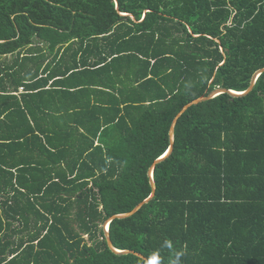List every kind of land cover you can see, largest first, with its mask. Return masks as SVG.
<instances>
[{
    "label": "trees",
    "instance_id": "1",
    "mask_svg": "<svg viewBox=\"0 0 264 264\" xmlns=\"http://www.w3.org/2000/svg\"><path fill=\"white\" fill-rule=\"evenodd\" d=\"M262 69L264 0H0V264H147L105 223ZM154 181L116 249L264 264V73Z\"/></svg>",
    "mask_w": 264,
    "mask_h": 264
},
{
    "label": "water",
    "instance_id": "2",
    "mask_svg": "<svg viewBox=\"0 0 264 264\" xmlns=\"http://www.w3.org/2000/svg\"><path fill=\"white\" fill-rule=\"evenodd\" d=\"M264 73V69L262 70H259L257 73H255V75L253 76L252 78V81H251V85L249 87V89L243 93V94H239L237 92H234V91H230V90H226V89H217L213 92H211L207 97H201L197 100H194L192 101L191 103L187 104L186 106L183 107V109L179 112V114L175 117L172 125H171V128H170V133H169V137H170V148L167 152V154H165L163 157L159 158L158 160H156L153 165L151 166L150 170H149V178H150V183H151V187H152V194L151 196L145 200L144 202H142L141 204H139L133 211L129 212V213H126V214H123V215H115L113 216L112 218H110L104 225V229H105V232H106V240H107V244H108V247L109 249L117 254V255H134V256H137L143 260H145L147 262V264H151V262L143 255L137 253V252H134V251H129V250H125V251H120L118 249H116L113 245V242L111 240V236H110V233H109V225L116 219H119V220H122V219H129L131 217H133L134 215H136L145 205H147L148 203H150L154 197L156 196V191H157V187H156V183L154 181V170L155 168L157 167V165H159L160 163H162L163 161H165L170 155L171 153L173 152L174 150V144H175V128H176V125L178 123V120L185 114V112L191 108L192 106L194 105H198L200 103H203V102H206V101H209V100H212L214 98H216L217 96L219 95H222V94H229L231 95L232 97H242V96H245V95H248L249 93H251L256 85V82L258 80V78Z\"/></svg>",
    "mask_w": 264,
    "mask_h": 264
},
{
    "label": "clouds",
    "instance_id": "3",
    "mask_svg": "<svg viewBox=\"0 0 264 264\" xmlns=\"http://www.w3.org/2000/svg\"><path fill=\"white\" fill-rule=\"evenodd\" d=\"M165 247L172 248L171 242L170 241H165ZM180 255H182V254L181 253L177 254L176 260L173 262V264H179Z\"/></svg>",
    "mask_w": 264,
    "mask_h": 264
},
{
    "label": "crops",
    "instance_id": "4",
    "mask_svg": "<svg viewBox=\"0 0 264 264\" xmlns=\"http://www.w3.org/2000/svg\"><path fill=\"white\" fill-rule=\"evenodd\" d=\"M133 18V17H132ZM13 60V58L11 57V56H9L8 57V61H12ZM235 92V91H234ZM20 93H23V91L22 90H20ZM238 93V92H237ZM239 94H243V93H239ZM167 154V153H166ZM163 157V156H162Z\"/></svg>",
    "mask_w": 264,
    "mask_h": 264
}]
</instances>
